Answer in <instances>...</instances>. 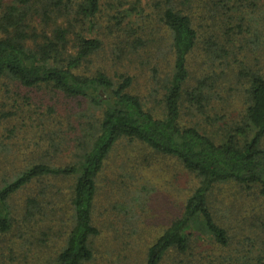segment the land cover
I'll return each mask as SVG.
<instances>
[{
	"label": "trees",
	"instance_id": "trees-1",
	"mask_svg": "<svg viewBox=\"0 0 264 264\" xmlns=\"http://www.w3.org/2000/svg\"><path fill=\"white\" fill-rule=\"evenodd\" d=\"M100 2L0 0V85L8 81L25 88L45 86L83 103L75 114L81 122L66 143L69 161L60 156L58 161L41 158L0 186V232L11 229L13 217L7 207L11 196L33 181L70 176L75 179L69 197L71 224L63 245L48 259L53 264H90L101 257L102 264H127L133 247L130 240L120 242L127 231L117 227V203L109 199L99 203L97 197V177L104 162L115 145L126 139L137 141L150 155L175 159L199 180L181 213L147 246L141 264H161L170 254L194 264L189 256L195 244L220 250L214 260L206 257L211 264H264L263 230L246 248L242 245L237 255L224 251L231 237L217 209L221 200L214 194V187L232 183L264 198V0H132L128 8L112 16L120 50L129 54L142 48V38L132 37L135 30L126 29L125 20L138 24L132 18L151 7L150 15H155L151 20L157 18L169 30L170 70L163 76L152 71L160 87L158 114L133 91L134 77L127 69L113 79L104 68L90 70L86 65L102 50V42L92 33ZM210 23L213 31L201 35L197 26ZM146 35L144 40H150L145 50H150L155 36ZM247 38L257 42L258 69L247 67L234 73L247 81L242 119L224 126L218 140L196 125L182 124L184 103L206 113L218 82L231 72L229 57L236 53V43ZM159 47L156 52L162 54ZM200 48L209 71L191 85L190 57ZM35 114L2 104L0 125L9 126L3 128L10 136L17 126L32 127ZM38 207V200L29 197L24 210L32 214ZM114 241L123 244L99 250V242ZM26 258L38 260L35 255ZM15 260L8 264H21Z\"/></svg>",
	"mask_w": 264,
	"mask_h": 264
},
{
	"label": "rangeland",
	"instance_id": "rangeland-1",
	"mask_svg": "<svg viewBox=\"0 0 264 264\" xmlns=\"http://www.w3.org/2000/svg\"><path fill=\"white\" fill-rule=\"evenodd\" d=\"M130 1L132 0H101L92 33L102 42V50L92 56L86 65L90 70L104 68L113 79L117 78V73L127 69L134 77L133 91L141 97L148 109L158 114L160 87L153 80L152 71L158 70L159 75L163 76L164 72L170 70L172 59L169 30L159 20L157 22V18L151 20L155 15H150L153 9L147 7L143 14H134L132 19L138 24L131 25L127 20L124 21V25H128L126 29L135 30L132 37L142 38V48L137 49L138 54L135 51L130 54L126 50L122 52L116 28H112V16L117 15L119 10L128 8ZM113 3L116 7H112ZM148 4L151 2L148 1ZM148 18L151 22L144 25ZM212 28L211 23L208 26H197L201 35L210 34ZM150 33L155 36V42L150 50H145L150 39L148 42L144 39ZM157 47L162 54H157ZM236 47V53L229 57L228 69L232 73L229 72L228 77L218 82L212 100L206 104V113H201L199 108L189 103H184L183 107L182 124L196 125L215 140L221 139L226 125H234L242 119L244 86H247V81L236 78L237 70L247 67L258 69L257 42L247 38L245 42L236 43ZM203 56L201 48L191 54V85L209 71L208 65L203 64ZM2 104L8 109L19 108L25 112H35L36 122L32 127L17 126L10 136H6L3 128L9 126L0 125V139L3 142L0 147V186L17 171L39 162L41 158L58 161L56 159L60 156L64 161H69L66 143L73 137L76 124L81 122L79 114L75 115L81 110V100L66 97L45 86L25 88L17 83L3 81L0 85V105ZM15 122L13 120L10 126ZM72 127L75 129L72 130ZM52 143L60 145L58 148L49 146ZM262 146L264 147V140ZM57 153L61 155H56ZM74 181L70 176L49 178L45 182L33 181L8 199L7 207L13 220L10 231L0 232V264H8L14 258L15 263L21 264L23 261L28 264L54 263L48 256L57 252L67 236L72 219L69 197ZM198 181L193 172L186 170L175 159L150 155L137 141L123 139L115 145L97 177V197L100 199L99 203H105V199H109L110 203H117V227L127 231L120 242L130 240L133 247V251L128 252L130 261L127 264H141L147 246L181 213L185 199L198 185ZM214 194L221 200L217 203V209H220L231 237L230 245L224 251L237 255L242 245L246 248L250 239L258 237L262 230L264 232V198L232 183L214 187ZM29 197L37 199L39 203L32 214H27L24 210ZM120 242H99L98 247L99 250L109 251L110 247H120L123 244ZM219 252L218 249L211 250L206 245L195 244L189 259H193L194 264H211L206 257L210 256L214 260ZM27 255H35L38 260L31 262V258H26ZM102 261L101 257H97L90 264H102ZM182 261V257L175 258V255L170 254L161 264H188V261ZM230 264L236 263L230 261Z\"/></svg>",
	"mask_w": 264,
	"mask_h": 264
}]
</instances>
